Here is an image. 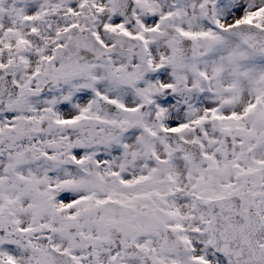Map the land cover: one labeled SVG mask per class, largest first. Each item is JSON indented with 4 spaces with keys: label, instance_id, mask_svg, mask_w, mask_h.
Wrapping results in <instances>:
<instances>
[{
    "label": "snow or ice",
    "instance_id": "6c2138e0",
    "mask_svg": "<svg viewBox=\"0 0 264 264\" xmlns=\"http://www.w3.org/2000/svg\"><path fill=\"white\" fill-rule=\"evenodd\" d=\"M0 264H264V0H0Z\"/></svg>",
    "mask_w": 264,
    "mask_h": 264
}]
</instances>
